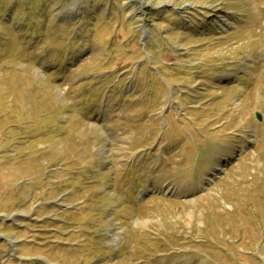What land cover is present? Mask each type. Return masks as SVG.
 Returning a JSON list of instances; mask_svg holds the SVG:
<instances>
[{"label":"rangeland","instance_id":"1","mask_svg":"<svg viewBox=\"0 0 264 264\" xmlns=\"http://www.w3.org/2000/svg\"><path fill=\"white\" fill-rule=\"evenodd\" d=\"M0 264H264V0H0Z\"/></svg>","mask_w":264,"mask_h":264},{"label":"bare ground","instance_id":"2","mask_svg":"<svg viewBox=\"0 0 264 264\" xmlns=\"http://www.w3.org/2000/svg\"><path fill=\"white\" fill-rule=\"evenodd\" d=\"M228 22V21H227ZM234 77V74H231V75H229L228 76V78L227 77H225L226 79H229V78H233ZM216 169H220L219 167L218 168H216Z\"/></svg>","mask_w":264,"mask_h":264},{"label":"water","instance_id":"3","mask_svg":"<svg viewBox=\"0 0 264 264\" xmlns=\"http://www.w3.org/2000/svg\"><path fill=\"white\" fill-rule=\"evenodd\" d=\"M259 118H260V114H259Z\"/></svg>","mask_w":264,"mask_h":264}]
</instances>
